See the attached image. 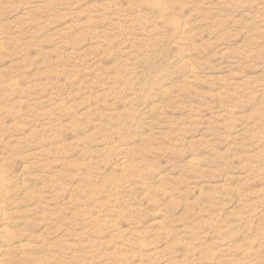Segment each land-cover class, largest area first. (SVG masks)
<instances>
[{"label": "rangeland", "instance_id": "374dc122", "mask_svg": "<svg viewBox=\"0 0 264 264\" xmlns=\"http://www.w3.org/2000/svg\"><path fill=\"white\" fill-rule=\"evenodd\" d=\"M0 264H264V0H0Z\"/></svg>", "mask_w": 264, "mask_h": 264}]
</instances>
